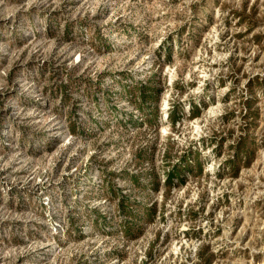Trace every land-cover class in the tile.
Segmentation results:
<instances>
[{"label": "rangeland", "instance_id": "obj_1", "mask_svg": "<svg viewBox=\"0 0 264 264\" xmlns=\"http://www.w3.org/2000/svg\"><path fill=\"white\" fill-rule=\"evenodd\" d=\"M0 264H264V0H0Z\"/></svg>", "mask_w": 264, "mask_h": 264}, {"label": "trees", "instance_id": "obj_2", "mask_svg": "<svg viewBox=\"0 0 264 264\" xmlns=\"http://www.w3.org/2000/svg\"><path fill=\"white\" fill-rule=\"evenodd\" d=\"M169 117L172 122H174L177 118V116L175 115L173 111H169ZM179 172H180L179 169H174V170H171V172H168L167 177H166V179L168 180L167 182L171 183L173 181V176H177ZM152 213H153V210L149 208L145 209L144 211V214H146L147 217H150Z\"/></svg>", "mask_w": 264, "mask_h": 264}]
</instances>
